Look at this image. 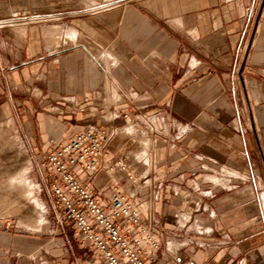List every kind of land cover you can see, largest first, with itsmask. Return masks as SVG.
<instances>
[{
    "label": "crops",
    "instance_id": "crops-1",
    "mask_svg": "<svg viewBox=\"0 0 264 264\" xmlns=\"http://www.w3.org/2000/svg\"><path fill=\"white\" fill-rule=\"evenodd\" d=\"M43 95L112 129L99 166L76 168L104 204L119 160L159 183L140 210L148 264H264V0H0V117ZM40 131L22 148L43 158L77 132ZM50 227L0 217V264H101L70 223Z\"/></svg>",
    "mask_w": 264,
    "mask_h": 264
},
{
    "label": "built area",
    "instance_id": "built-area-1",
    "mask_svg": "<svg viewBox=\"0 0 264 264\" xmlns=\"http://www.w3.org/2000/svg\"><path fill=\"white\" fill-rule=\"evenodd\" d=\"M110 133L99 124L81 128L44 156L41 168L52 178L53 218L70 223L101 264H148L159 247L158 231L140 210L152 202L159 183L119 160L116 166L126 174L125 183L113 186L109 204H104L76 173V168L89 172L99 166ZM143 189L150 191L141 196Z\"/></svg>",
    "mask_w": 264,
    "mask_h": 264
},
{
    "label": "rangeland",
    "instance_id": "rangeland-1",
    "mask_svg": "<svg viewBox=\"0 0 264 264\" xmlns=\"http://www.w3.org/2000/svg\"><path fill=\"white\" fill-rule=\"evenodd\" d=\"M34 78L32 74L25 75L27 98L32 92V87L36 86ZM11 88L10 86V104L18 108L16 103L19 99L21 102L24 93ZM48 97L43 95L37 102L33 99L29 100L33 108L31 115L23 117L15 115L9 119L0 117V217L16 222L24 229L28 228L36 233L48 229L47 224L51 226L50 231L54 230L53 222L56 220L53 218V204L49 190L52 178L41 168L43 154L47 147L22 148V145L28 139L37 141L41 135V128L46 137L52 134L56 137H66L71 131H79L80 125L85 124L82 119H85L84 115L87 114V111L74 113L68 111L66 106L60 104L61 100L57 101ZM109 112H107L108 118ZM101 113L94 111L93 115L97 117L94 118V122L100 121L98 123L100 126L108 128L104 120L99 118ZM68 116L72 118L69 125L66 121ZM26 122L29 127L27 131L24 126ZM41 122H43L42 125H40ZM109 130L112 129L109 127ZM16 158L19 161H16ZM12 159L13 162L15 160V165ZM18 181L24 182L25 186L19 185Z\"/></svg>",
    "mask_w": 264,
    "mask_h": 264
},
{
    "label": "bare ground",
    "instance_id": "bare-ground-1",
    "mask_svg": "<svg viewBox=\"0 0 264 264\" xmlns=\"http://www.w3.org/2000/svg\"><path fill=\"white\" fill-rule=\"evenodd\" d=\"M4 145H5V144H4ZM16 146H17V145H16ZM16 148H17V147H16ZM1 149H3V148H1ZM19 150H20V149H19ZM10 157L12 158V156H10ZM6 161H7V160H6ZM16 161H19V159L16 158ZM12 162H13V159H12ZM12 162H10V164H11ZM3 164H4V163H3ZM5 164H6V163H5ZM13 164L15 165V160H14ZM11 165H12V164H11ZM11 165H10V166H11ZM4 166H5V165H4ZM7 166H9V164H8ZM11 168H12V167H11ZM9 169H10V168H9ZM18 182H19V181H18ZM18 184H19V185H22V186H25V183H24V182H19ZM23 184H24V185H23ZM9 186H10V185H9ZM16 187H17V186H16ZM11 188H12V187H11ZM13 191H14V190H13ZM28 192L30 193V191H27V193H28ZM41 220H42V219H41ZM37 223H39V222H37ZM41 223H42V221H41Z\"/></svg>",
    "mask_w": 264,
    "mask_h": 264
}]
</instances>
